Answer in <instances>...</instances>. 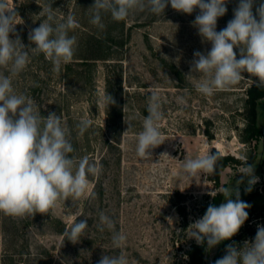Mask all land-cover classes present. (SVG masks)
Here are the masks:
<instances>
[{"label": "rangeland", "instance_id": "obj_1", "mask_svg": "<svg viewBox=\"0 0 264 264\" xmlns=\"http://www.w3.org/2000/svg\"><path fill=\"white\" fill-rule=\"evenodd\" d=\"M0 3L18 14L16 32L31 47L35 45L28 40L29 32L46 19L49 5L57 22L69 14L75 17L77 27L69 32L77 41L73 60L57 73L42 53H30L24 71L11 76L12 87L15 94L32 99L42 116L50 112L61 116L75 149L70 157L78 162L88 156L101 169L98 176L89 175L83 196L60 199L47 214L12 217L0 212V264H97L103 255L119 254L128 264H189L188 251L196 241L188 239L187 229L205 214L219 188L212 174L187 177L185 160L209 151L214 154V149L238 158L243 155L247 162L254 154L251 164L259 180L252 190L264 185V98L258 104V136L252 143L242 136L246 89L258 78L242 73L245 78L238 84L210 97L196 91L203 76H187L193 54L211 49L192 25L199 9L189 15L169 4L163 14L145 9L122 21L106 13L105 28L100 30L90 23L94 0ZM238 3L228 0L217 31L233 18ZM259 3L256 0L255 6ZM234 51L239 58V50ZM0 73L11 75L10 68H0ZM153 91L160 96L164 142L151 157L141 158L135 151L137 137ZM108 95L114 104L106 101ZM181 97L186 103L180 102ZM83 119L92 125L80 135L77 124ZM243 166L244 162L225 167L220 189H235ZM246 187L247 178L239 185L241 200L250 193ZM101 212L126 235L121 248L113 247L106 227L100 230ZM85 219L88 228L80 240H67L64 233ZM255 222L257 227L264 225V217ZM225 241L207 248L206 264H214Z\"/></svg>", "mask_w": 264, "mask_h": 264}, {"label": "clouds", "instance_id": "obj_2", "mask_svg": "<svg viewBox=\"0 0 264 264\" xmlns=\"http://www.w3.org/2000/svg\"><path fill=\"white\" fill-rule=\"evenodd\" d=\"M227 3L228 0H94L90 6V23L103 30V14H110L114 21H122L132 12L145 9L156 15L163 14L169 4L177 12L189 15L199 9L192 25L202 42L211 44V49L193 54L187 76L194 73L203 76L196 91L210 97L216 91L238 84L245 78L242 75L245 72L258 78L257 87L264 88V0H260L258 6H255L256 0H239L233 18L225 28L217 31L218 18L226 14ZM17 15L14 9L0 3V68H10L11 73H0V212L25 217L47 214L60 199L80 198L89 187V175L98 176L101 169L90 163L88 156L78 162L70 157L75 149L61 116L55 112L42 116L32 99L15 94L12 87L11 76L24 71L30 53H42L57 73L62 65L73 60L77 41L69 32L77 27L75 17L69 14L63 22H57L49 5L46 19L29 32L28 40L35 45L31 47L26 46L16 32ZM234 49L239 50V58ZM148 99V115L143 119L135 149L141 158L151 157V151L164 142L159 127L162 119L160 96L153 91ZM106 101L115 103L110 95ZM180 102L186 103V99L181 97ZM91 125V120H81L77 124L79 134L83 135ZM219 158L218 152H205L197 158L186 159L183 171L189 178L201 173L215 174ZM240 159L244 166L236 181L237 187L222 188L223 202L219 206L209 205L205 214L187 229L188 239L195 240L198 245L206 242L209 250L231 239L248 219L250 205L240 199L239 185L247 178L245 191L250 192L259 178L246 157L242 155ZM99 220L100 230L106 227L112 233L113 247L121 248L126 243V235L117 231L114 221L103 212ZM87 228V220H81L64 235L76 243ZM97 264H128V260L123 254L103 255ZM214 264H264V225H258L254 240L245 241L243 247L227 245L226 254Z\"/></svg>", "mask_w": 264, "mask_h": 264}, {"label": "trees", "instance_id": "obj_3", "mask_svg": "<svg viewBox=\"0 0 264 264\" xmlns=\"http://www.w3.org/2000/svg\"><path fill=\"white\" fill-rule=\"evenodd\" d=\"M246 103L244 108V116L246 119V125L243 129V140L248 143H252L254 138L259 134L258 126V104L259 101L264 98V88L257 87L256 83H253L246 89ZM218 150L214 149V153ZM219 153V152H218ZM220 154V158L217 162L216 172L213 175L214 182L219 188L217 193L213 196L209 205L219 206L223 202V194L221 192V174L222 170L227 167L229 164H241L240 158L235 157L231 154ZM254 161V154L251 155L249 163ZM250 205V208L247 209L249 216L245 221L244 225L240 228L239 232L234 235L231 239L225 241L217 253V259L223 257L226 254V246L229 244H234L238 247H241L243 243L248 239H254L257 232V221L260 218L264 217V185L257 187L250 191L248 196L243 200ZM206 252L207 244L198 245L197 243L193 244L192 249L188 251L189 264H206Z\"/></svg>", "mask_w": 264, "mask_h": 264}, {"label": "water", "instance_id": "obj_4", "mask_svg": "<svg viewBox=\"0 0 264 264\" xmlns=\"http://www.w3.org/2000/svg\"><path fill=\"white\" fill-rule=\"evenodd\" d=\"M263 131H264V129H263Z\"/></svg>", "mask_w": 264, "mask_h": 264}]
</instances>
